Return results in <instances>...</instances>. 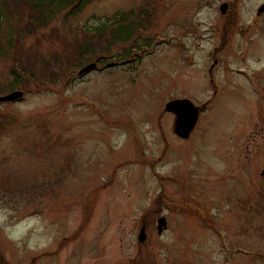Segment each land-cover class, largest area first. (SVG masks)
I'll use <instances>...</instances> for the list:
<instances>
[{"label":"rangeland","instance_id":"rangeland-1","mask_svg":"<svg viewBox=\"0 0 264 264\" xmlns=\"http://www.w3.org/2000/svg\"><path fill=\"white\" fill-rule=\"evenodd\" d=\"M26 4L0 28L23 33L0 58V96L23 92L0 104V264H264V0H89L37 31ZM139 9L140 46L79 77L68 47ZM23 49L68 63L49 79L38 61L15 88ZM174 99L206 106L187 140Z\"/></svg>","mask_w":264,"mask_h":264},{"label":"trees","instance_id":"trees-1","mask_svg":"<svg viewBox=\"0 0 264 264\" xmlns=\"http://www.w3.org/2000/svg\"><path fill=\"white\" fill-rule=\"evenodd\" d=\"M88 3L89 0H20V2L19 0H10V4L8 5L7 0H0V28L9 26L11 21L14 20V17L16 15L19 16L18 12H13V10L19 5H21L22 7H24L25 4L27 5V8L29 9L28 16L30 17L29 19H27V21L31 24L32 29L37 31L41 28H46L49 22L52 21L56 16H59V14L63 11L68 9L67 16H72L75 15L77 12H81ZM139 10V14L138 11H129L126 14H118L117 16H114L113 19L109 18L100 25L98 24L97 26H95L92 34L96 33L99 37H106L107 44L105 45H103V43L97 38V35L94 37L80 38L78 40H75L73 45L68 47L73 57L69 60V64L81 68L89 62L95 61L98 62L100 65H103L105 62L103 56L106 54L108 47L110 48L111 46L117 45L119 43L130 42L131 48H138L140 45H135V42L133 41L134 35L137 32V29H146L144 26H142V24H150V20L146 19L148 16H143V14L147 13V10ZM135 16L139 17V19L135 20ZM140 18L146 20H144L142 23ZM9 33L15 34V31ZM19 33L23 35L21 31H19ZM20 34L16 32L17 39L20 38L18 37V35ZM16 37L14 39L15 41ZM53 39L55 40L56 38ZM94 39H96V42L94 41ZM148 39L150 40L145 42L144 44V46L146 47H150V45L152 46L154 44L152 43L153 40L151 38ZM14 40H5L3 38L1 39L0 37V58L4 54H8L9 49L12 48L11 52L12 50H14ZM29 53L31 52H25L23 49L21 58L17 62L19 70L12 69L11 76L14 78L13 85H15V88H17L18 83H20V81L22 80L20 76L24 75V73L28 70H35L38 61L42 62L41 68L43 71V75H45L49 79L54 78L55 75L54 73L48 71V69L52 65H58L61 62L68 63L67 60L63 57H60L57 52L51 53V55L53 54L52 58L48 60H45L44 57L39 54V56L27 57L25 54ZM127 55L128 51H124L121 57ZM22 61L26 62L27 66H23ZM30 66H32L31 69ZM129 68L133 67L129 66ZM33 75L35 76L34 73ZM5 89L6 90L3 93H9L10 91H12V89Z\"/></svg>","mask_w":264,"mask_h":264},{"label":"water","instance_id":"water-1","mask_svg":"<svg viewBox=\"0 0 264 264\" xmlns=\"http://www.w3.org/2000/svg\"><path fill=\"white\" fill-rule=\"evenodd\" d=\"M226 6H227L226 4H222L220 6L219 9L222 14L225 12ZM262 12H264V4L260 6L257 15H260ZM94 67L95 64H89L84 68H82L78 72V75H83L84 73L92 70ZM22 96H23V92L13 91L7 95L0 96V104L10 103L20 100ZM165 111L171 112L175 116L174 128H173V132L175 133V135H177L180 138L186 139L196 123L197 112H198L197 109L194 108L186 100H173L165 105ZM156 225H157L158 234H161L163 228H165L166 226L165 218L164 217L158 218ZM145 238H146L145 228L142 227L140 233L137 236V240L139 243H142L145 240Z\"/></svg>","mask_w":264,"mask_h":264},{"label":"flooded vegetation","instance_id":"flooded-vegetation-1","mask_svg":"<svg viewBox=\"0 0 264 264\" xmlns=\"http://www.w3.org/2000/svg\"><path fill=\"white\" fill-rule=\"evenodd\" d=\"M209 54L213 57V60L216 59L215 62H214V64H213V66L209 70V73H210V76H211L213 74V71H214L215 67L217 66V62H219V58L213 52L212 53L210 52ZM211 81L213 82L212 79H211ZM179 139H181V138H179ZM182 140H186V139H182ZM142 227H145V226H142Z\"/></svg>","mask_w":264,"mask_h":264}]
</instances>
